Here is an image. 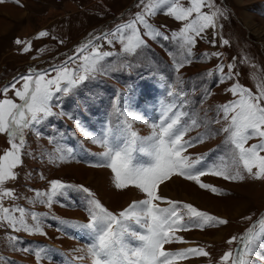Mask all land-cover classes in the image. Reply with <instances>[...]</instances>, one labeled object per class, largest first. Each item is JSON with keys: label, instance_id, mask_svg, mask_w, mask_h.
<instances>
[{"label": "snow or ice", "instance_id": "1", "mask_svg": "<svg viewBox=\"0 0 264 264\" xmlns=\"http://www.w3.org/2000/svg\"><path fill=\"white\" fill-rule=\"evenodd\" d=\"M4 2L6 0H0V3ZM136 7L139 11L132 18L118 23L110 31L90 34L59 64L45 70L29 69L28 74L0 89L3 97L0 98V135L6 136L9 145L0 154V225L14 233L47 235L43 227L46 217L19 205L5 206L6 200L19 199L15 190L6 185L18 179L16 169L23 166L26 132L51 117L74 119L63 111L59 102L62 97L75 94L97 75L107 76L111 71L136 67L129 58L139 57L149 47V40L173 44L168 55L173 59L174 71L179 73L194 62L193 49L198 40L205 39L209 29L213 36L208 42L216 47L217 29L222 27L218 21L221 17L227 18V12L217 7L214 0H137ZM205 8L210 11H204ZM160 14L173 19L181 27L169 34L161 31L165 25L156 27L150 22ZM48 35V32L41 31L38 38ZM221 40V46L229 45L227 39ZM15 43L24 45V53L31 49L30 43L20 39ZM105 45L109 49L119 45V51L104 50ZM221 55L219 52L204 53L198 59H219ZM112 57H116L119 63H109ZM226 67L227 72L225 65L219 63L214 70L204 74L207 78L218 74L220 83L233 81L226 89L233 99L217 107V117L213 121L202 123L186 112L188 93L173 85L167 92L173 99L160 105L159 116L151 123L142 120L136 112L124 111L119 95L112 102L113 110L123 118L119 127H108L101 136L95 137L77 122L81 132L104 149L100 160L89 166L110 169L111 183L117 191L135 189L143 195L142 199L133 200L126 208L114 213L83 185L53 180L49 182L48 190L35 191L33 203L44 204L49 209L54 202H59V198L70 197L73 191L84 194L87 222L75 227L86 231L92 242L86 249L79 250L84 253L80 259L86 256L92 264H180L190 257L210 256L203 247L169 251L165 246L187 243L178 235L180 232L219 227L229 221L200 211L192 204L168 199L160 192L161 185L175 177L191 181L215 195L224 193L203 182L201 177L210 175L229 182H241L248 177L264 181V81L258 82L253 92L236 79L239 73H234V63ZM176 83L181 85L183 82L177 79ZM10 91L14 92L19 103L9 98ZM153 99L146 92L141 93L136 106ZM57 108L61 110L55 111ZM136 122L148 124L150 134L140 136L133 127ZM212 123L223 126L213 132L210 129ZM201 127L204 132L189 137V133ZM219 134L225 135V153L216 161L207 162L208 154L194 159L186 155L190 148ZM48 140L54 145V151L48 154L51 161H63L65 156L71 155L72 149L63 145L62 138L57 140L55 135H50ZM253 140L257 142L250 144ZM161 204L166 206L161 207ZM244 219L252 220V216ZM10 239L14 243L17 241L15 236ZM227 243H235L237 247L225 252L220 264H264V215H260L242 235L232 236ZM22 250L30 251L27 248ZM45 252L46 249L39 248L34 254L41 258Z\"/></svg>", "mask_w": 264, "mask_h": 264}, {"label": "rangeland", "instance_id": "2", "mask_svg": "<svg viewBox=\"0 0 264 264\" xmlns=\"http://www.w3.org/2000/svg\"><path fill=\"white\" fill-rule=\"evenodd\" d=\"M133 4L134 0H19L18 3L6 0L0 3V89L28 74L29 69L45 70L59 64L67 59V53H73L74 50L70 51L72 47L75 49L90 34H99L103 27L110 26L106 30L110 31L118 23L129 20L139 11L137 7L132 9ZM214 4L227 12V18L221 17L218 21L222 27L217 29L216 47L208 42L213 36V31L209 29L205 39L198 40L193 49L194 62L190 66L176 73L173 59L168 55L173 44L149 40V47L139 57L129 58L136 67L111 71L107 76L97 75L75 94L61 98L59 102L63 111L74 119L51 117L44 124L26 132L23 166L16 169L18 179L6 185L15 190L19 199L6 200L5 206L19 205L46 217L43 227L47 235H29L22 231L14 233L0 225V264H92L86 256L79 258L84 256L79 250L86 249L92 242L91 237L86 231L75 227L87 222L84 194L73 191L70 197L59 198V202H54L50 209L44 204L33 203L35 191L48 190L50 181L83 185L91 189L97 199L114 213L126 208L133 200L143 198L135 189L117 191L111 183L110 169L89 166L100 160L104 149L86 137L77 127V122L95 137L101 136L108 127H119L123 118L112 108L113 100L119 95L124 111L136 112L142 120L151 123L143 109H146V115L153 116L154 110L162 102L173 99L167 95L169 87L173 85L188 93L186 112L202 123L213 121L217 117V107L233 99L231 93L226 91L233 81L220 83L218 74L211 78L204 77L219 63L225 65V72L226 66L234 63V73H239L236 79L253 92L256 91L257 83L264 81V17L261 16L264 14V0H214ZM204 11L210 9L205 8ZM150 22L156 27L165 25L161 31L166 34L181 27L163 14ZM41 31L49 35L38 38ZM221 38L227 39L229 45L221 46ZM16 39L30 43V51L24 53V45H17ZM104 50L119 51V45L115 49L105 45ZM212 52L222 55L219 59H198L204 53ZM109 63L118 64L119 61L112 57ZM177 79L183 83L177 85ZM145 92L154 99L137 107L141 93ZM8 96L19 103L14 92L10 91ZM60 110L55 109L57 112ZM154 116L156 120L159 110ZM222 126L212 123L210 129L216 132ZM133 127L142 137L148 136L151 131L148 124L143 122H136ZM204 131L201 127L189 133V137ZM50 135H55L57 140L62 138L63 145L72 149L71 155L65 156L63 161L53 162L49 159L48 154L54 151V145L48 140ZM224 139V134L215 135L205 143L190 148L186 155L194 159L208 154L207 162H214L225 153ZM256 142L253 140L249 143ZM78 145L89 159L83 160ZM8 147L6 136L0 135V154ZM201 179L224 194L215 195L179 177L161 185L160 194L171 200L192 204L198 210L226 219L229 223L178 233L187 243L166 245L167 250L203 247L210 253L209 257H190L180 264H220L223 254L237 247L235 243L229 245L227 241L232 236L242 235L260 215H264V181L248 177L241 182H229L210 175ZM165 206L161 204V207ZM246 216H252V220H245ZM12 236L17 238L15 243L10 239ZM25 248L30 251H23ZM39 248L46 249L41 258L34 254Z\"/></svg>", "mask_w": 264, "mask_h": 264}, {"label": "bare ground", "instance_id": "3", "mask_svg": "<svg viewBox=\"0 0 264 264\" xmlns=\"http://www.w3.org/2000/svg\"><path fill=\"white\" fill-rule=\"evenodd\" d=\"M245 18H246V16H245ZM254 28V27H253Z\"/></svg>", "mask_w": 264, "mask_h": 264}]
</instances>
